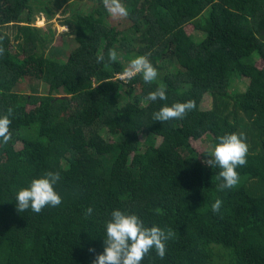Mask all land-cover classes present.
<instances>
[{"label":"trees","instance_id":"obj_1","mask_svg":"<svg viewBox=\"0 0 264 264\" xmlns=\"http://www.w3.org/2000/svg\"><path fill=\"white\" fill-rule=\"evenodd\" d=\"M35 1L0 0V116L13 109L0 141V264H92L117 209L174 233L163 258L153 248L141 264H264V0H121L128 16L117 20L91 0L57 40L31 26ZM10 26L18 46L2 33ZM149 53L151 84L119 79ZM161 85L166 100L146 99ZM188 100L183 118L153 120ZM233 132L246 136L247 163L220 191L202 142ZM49 171L62 203L18 212L17 192Z\"/></svg>","mask_w":264,"mask_h":264},{"label":"clouds","instance_id":"obj_2","mask_svg":"<svg viewBox=\"0 0 264 264\" xmlns=\"http://www.w3.org/2000/svg\"><path fill=\"white\" fill-rule=\"evenodd\" d=\"M103 6L114 18L127 17L128 10L121 3V0H103ZM65 29V28H64ZM66 31V29H65ZM3 37H0L2 40ZM5 49L0 46V56ZM149 54L137 56L129 62L127 68L121 74L120 80L132 79L137 74H142L143 81L151 84L157 77V69L150 63ZM111 61L117 60V52L110 49L108 52ZM104 57L97 56V63L102 62ZM150 101L166 100V88L161 85L156 90L150 91L146 97ZM194 100L186 102H176L171 106L164 105L153 113V120L166 122L173 119H181L189 111L195 109ZM13 109L8 108L7 114L0 116V141L7 144L11 138L10 117ZM218 143L214 145L210 152V157L204 163L210 167H219L221 171L218 178L222 180L218 190L230 189L239 182L238 166L247 163L248 145L244 133H230L216 138ZM58 172H46L41 178L33 179L30 186L21 188L16 194V207L18 212H23L29 208L35 213H40L46 206L56 207L62 203L61 196L55 191L54 185L59 181ZM222 201L216 199L211 208L213 212H219ZM93 209H87V215L92 214ZM157 214L162 210L157 208ZM174 233L171 229L165 231L158 226L146 227L143 221L136 214H128L121 210H113L111 219L106 222V237L104 238L103 252L97 254L92 264H141L146 254L153 248L157 255L163 258L166 253L165 242ZM94 252V249H89Z\"/></svg>","mask_w":264,"mask_h":264},{"label":"rangeland","instance_id":"obj_3","mask_svg":"<svg viewBox=\"0 0 264 264\" xmlns=\"http://www.w3.org/2000/svg\"><path fill=\"white\" fill-rule=\"evenodd\" d=\"M92 5H94V2H91V0H39L31 3V7L33 8V21H32V27L41 29L43 32H45L47 35L49 34V27L51 26L55 33V40L59 38L62 34H64L65 29L63 27V22L65 19H67L71 13H75L81 9H84V11L89 12L90 8H92ZM209 11L205 12L204 15H208ZM26 14V13H25ZM50 15V18L48 19L47 15ZM111 19H116L113 16ZM110 23V21H109ZM111 25L115 26L117 22L110 23ZM24 24H22L23 26ZM124 25V24H122ZM17 32V27L10 26L7 28L2 29V33L9 36L11 39L10 42L14 46H18L19 43L14 41V36ZM104 43L102 45V48L104 47ZM54 46V45H53ZM51 49V48H49ZM243 83L239 85L240 91H244L247 88L248 81L243 80ZM41 94H44L47 90L45 85L40 86ZM235 89H232L231 92H234ZM212 107V99L210 96L206 97L202 104V110L209 111ZM103 136L106 139H110V136L107 134V132L104 131L102 133ZM121 141V140H120ZM142 144H145L146 138L141 139ZM161 140H157V144H160ZM202 147L207 152H211L212 146L209 140H205L202 142ZM17 149H22V145L18 144Z\"/></svg>","mask_w":264,"mask_h":264},{"label":"built area","instance_id":"obj_4","mask_svg":"<svg viewBox=\"0 0 264 264\" xmlns=\"http://www.w3.org/2000/svg\"><path fill=\"white\" fill-rule=\"evenodd\" d=\"M123 80H125V79H123Z\"/></svg>","mask_w":264,"mask_h":264}]
</instances>
